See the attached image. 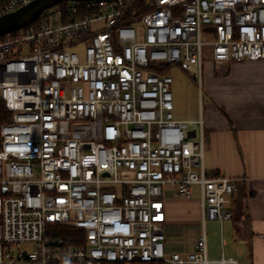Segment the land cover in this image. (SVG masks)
<instances>
[{"label": "built area", "instance_id": "1", "mask_svg": "<svg viewBox=\"0 0 264 264\" xmlns=\"http://www.w3.org/2000/svg\"><path fill=\"white\" fill-rule=\"evenodd\" d=\"M205 44L215 65L264 61V0H62L0 34V264L208 263L236 185L204 169L169 73L200 85ZM194 184L200 233L168 250L163 188Z\"/></svg>", "mask_w": 264, "mask_h": 264}, {"label": "crops", "instance_id": "2", "mask_svg": "<svg viewBox=\"0 0 264 264\" xmlns=\"http://www.w3.org/2000/svg\"><path fill=\"white\" fill-rule=\"evenodd\" d=\"M202 83L206 101L204 97L199 101L197 117L204 119L203 166L233 178L236 185L226 203L230 218L221 224L205 221V230L209 225L219 234L218 239H209L206 230L207 264H264V61L215 65L212 56H204ZM192 190V196L184 198L173 186L163 188L168 250H191L200 233L199 185ZM182 202H186V244L176 237L185 220L177 221L175 215Z\"/></svg>", "mask_w": 264, "mask_h": 264}, {"label": "rangeland", "instance_id": "3", "mask_svg": "<svg viewBox=\"0 0 264 264\" xmlns=\"http://www.w3.org/2000/svg\"><path fill=\"white\" fill-rule=\"evenodd\" d=\"M204 40L210 39L203 35ZM211 56V46L205 44L203 47V57ZM169 73L172 75V92L174 96V117L180 119H193L196 118L199 112V101L206 98V93H203V83L200 87L197 80L191 78L189 74L183 71L178 65L171 66ZM203 100V102H204ZM206 101V100H205ZM193 126L192 124H190ZM197 191H194V195L197 196ZM171 199H176L171 197ZM175 215L177 221L181 218H185L183 226L176 232L177 238H182L183 243L186 244V202L176 206ZM191 232V229H188ZM207 236L211 238H219L218 230L214 229L210 231L209 225L206 226ZM186 251V249L182 250ZM236 256V255H234ZM237 257V256H236Z\"/></svg>", "mask_w": 264, "mask_h": 264}, {"label": "water", "instance_id": "4", "mask_svg": "<svg viewBox=\"0 0 264 264\" xmlns=\"http://www.w3.org/2000/svg\"><path fill=\"white\" fill-rule=\"evenodd\" d=\"M62 0H33L12 12L0 15V34L15 30L34 20L39 13ZM187 136H194V129L187 132Z\"/></svg>", "mask_w": 264, "mask_h": 264}, {"label": "trees", "instance_id": "5", "mask_svg": "<svg viewBox=\"0 0 264 264\" xmlns=\"http://www.w3.org/2000/svg\"><path fill=\"white\" fill-rule=\"evenodd\" d=\"M0 108H1V105H0ZM7 118V116H0V121H4L5 119ZM65 232H67V231H65Z\"/></svg>", "mask_w": 264, "mask_h": 264}]
</instances>
